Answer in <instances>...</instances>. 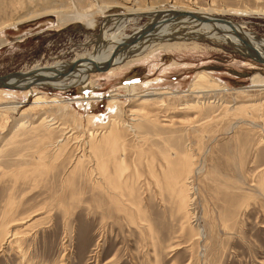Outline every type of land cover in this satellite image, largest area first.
I'll list each match as a JSON object with an SVG mask.
<instances>
[{
    "label": "rangeland",
    "instance_id": "1",
    "mask_svg": "<svg viewBox=\"0 0 264 264\" xmlns=\"http://www.w3.org/2000/svg\"><path fill=\"white\" fill-rule=\"evenodd\" d=\"M21 1L0 0V26L33 8L28 0H23V4ZM102 1L91 0L92 5L85 0L76 6L57 4V7L54 6L56 11L46 16L35 15L18 24V28L6 26L0 31V77L24 72L35 64L43 66L56 61L65 65L73 61L81 63L95 53L99 49L97 42L102 38L103 26L107 23L105 27L111 33L118 30L121 23L120 16L106 21L109 19L107 14L124 11L121 4H115L119 9L111 7V10L105 11ZM116 1L122 3V0ZM144 1L140 0L139 4L150 8L156 2L155 6L160 8L173 6L178 9L189 5L217 11L223 9L226 13L222 12L221 16L238 24L244 23L245 29L258 36L257 40L264 41V0ZM76 9H83V12L87 9V20L63 17V12L71 13ZM145 14L140 13L136 16L137 20L125 22L123 33L130 35L136 28L153 23L151 17ZM132 16L125 15L123 18ZM89 19H93L92 26L88 25ZM167 47L112 71L102 67L89 72L94 84L91 89H82L78 83L64 89L38 87L20 108L22 113L25 112L24 116L19 114L20 111L0 115V219L3 216L7 221L10 215L17 218L31 214L35 209L39 211L31 215L25 225H20L21 229L29 231V251L37 252L30 263L264 264V196L259 191L264 174V89L253 86L251 79L256 75L264 81V62L213 40L200 39ZM200 71L214 77L223 85L222 89H210L200 99L194 96L197 93L191 92L190 87ZM128 79H131L130 83ZM129 84L137 85L136 95L131 94V99H128L130 96L126 89ZM151 90L168 91L165 96L155 97L147 105L143 104L144 109L141 110V94ZM16 92L17 101L26 99L22 92ZM41 94L63 99L68 107L65 110L59 109V105L37 107L34 98ZM113 94L120 100L115 115L122 117L121 120L133 117L130 113L133 107L140 111L142 119V112H148L157 119L155 125L143 121L137 129V136L129 129H121L122 142H118V150L114 152L120 195L132 202H136L138 195L144 200L142 207L146 206L147 212L141 221L137 216L134 220L135 215H131L129 210L125 214L118 212V217H106L102 222L103 206L99 204L101 199L98 194H105L104 191L92 188L91 180L79 178V172L73 179L68 178L73 166H70L72 162L66 149V155L57 157L54 156L55 149L43 147L51 141L56 145L55 140L62 135L76 134L82 139V135L98 127L100 120H88L87 116L106 113L108 100ZM93 95L101 97L87 103L95 98ZM197 100L203 102L201 108L194 107ZM8 103L9 100L4 104ZM13 103L11 101L8 105ZM247 103L249 106L260 104L236 110V107ZM224 104L229 105L230 110ZM42 116H49L56 122L50 137L43 142L47 135L35 127ZM241 118L259 126L252 127L244 122L239 124L237 121ZM22 121L25 128L17 126ZM234 124L237 127H233ZM69 130L72 131L63 134ZM44 152L46 157H42L41 163L46 164L48 173L44 171L37 177L31 173L24 177L19 174L29 168L30 161L36 164V155ZM188 155L198 163L195 162L197 171L192 177L191 215L183 223L185 219L178 211L175 197L163 191L153 170L162 172L171 163L170 169L177 168L176 171L183 172ZM16 176L19 177L17 181ZM10 202L13 203L10 204L9 214L6 211L3 215L5 205ZM147 218L152 222L151 231ZM139 223L145 226L141 230ZM26 224L30 225L24 228ZM2 233L1 226L0 238ZM10 240L0 246V264H22L20 256L13 258ZM27 261L28 257L24 263Z\"/></svg>",
    "mask_w": 264,
    "mask_h": 264
},
{
    "label": "bare ground",
    "instance_id": "2",
    "mask_svg": "<svg viewBox=\"0 0 264 264\" xmlns=\"http://www.w3.org/2000/svg\"><path fill=\"white\" fill-rule=\"evenodd\" d=\"M22 1H21V3L23 4ZM55 1L56 0H48V1L46 0V2H44L43 0H28L27 1L28 4H31L33 8L29 9L26 14H21L20 16H17L15 18L5 22L2 26H0V31L5 29L6 26H9V25L10 26L13 25V26L18 28V26H19L18 24L22 23L23 21H26L28 18H31L33 16L35 17V15L37 17L46 16V15L50 14L51 12L56 11V9L54 10V6L57 7V4H58V6H59V4L62 6H64V4H65L67 6V3H68V5L72 4V6H73V4H74L76 6L77 3H79L81 5L80 2L82 0H57V2H55ZM86 1H87V4L92 5L91 0H90V2H89V0H85V2ZM111 1H110L111 2V4H110L109 1L103 0L102 2H104V4H101V6L103 8V5H105L103 10L107 11V10H111L110 9L111 7L117 8V6L115 4H121L124 11L116 13V14H107V16H108L107 18H109V19H105L106 21H109L111 19V17L120 16L121 23L117 28L118 30L109 33L108 29H106V27H105L107 25V23L105 22L106 25L103 26L104 31L102 34V38H100L97 42L99 45V49L95 53L90 54L87 58H85L83 61H81V63L73 61L74 64L71 63L70 65H65L61 61H56V62H53L51 64H45L43 66H40L41 64H35L33 66V68H30L24 72L0 77V103H1L0 115L8 113L10 111H12L15 114L17 112H19L20 108L22 107V104L25 103V101L27 100V97L30 96L31 94L35 93V91H36V89H38V87L47 86V87H54L56 89L57 88L64 89V88H67L69 86H72V85L78 83V84L82 85V87H81L82 89H86V90L91 89L92 87H94V84L89 78V72L94 71V70H99L102 67H107L109 70L112 71L115 68L131 64L132 62H135V61H140L144 57L148 56L150 52L153 53L155 50H158L161 48H168L167 45H170V44L181 45L182 43H187V41H195L196 42L197 40H200V39H202V40H204V39L213 40L216 43H218L219 45L226 43V44L232 46L234 48V50H236V51H238V52H240L246 56H251V57H254V59L256 58L257 60H261L262 62H264V41L263 40H257L258 36L254 35V33L245 29L244 23L238 24V23H236V22H234L228 18H224L223 16H221V14L226 13V11H224L223 9L220 11H217V10H211V9L202 8V7L192 8V6L189 7V5H187L188 7H185V8L184 7L178 8L177 7L178 9H176L173 6L172 7L170 6L171 8H160L157 5L155 6L156 2L154 4L153 1L152 2L154 4V7L150 8V7H145V6L142 7L141 3L139 4L140 0H122V3L120 1H116V0H114V1L111 0ZM157 1H159V0H157ZM19 2H20V0H19ZM42 2H43V4H42ZM106 2H108V3L105 4ZM144 3H147V1H144ZM162 4H163V2H162ZM88 7H86V8H88ZM165 7H167V6H165ZM91 9H92V7H91ZM117 9H119V8H117ZM80 10L81 11L77 10V11L71 12V13H65L62 10H59V11H60V13L63 12V15H64L63 17H65V16L71 17V19H75L76 21L81 20L82 18L87 20V17L89 16V14L85 11H88V10L86 9L84 12H83V9H80ZM216 11L218 13H216ZM222 12H224V13H222ZM102 13H105V12L103 11ZM140 13H147L145 15H148L149 17H151V21H153V23L149 22L146 25H144L143 27L136 28L134 30V32L130 35L124 34L123 29L125 26L124 25L125 22L131 21L132 19H136V16L138 17L139 16L138 14H140ZM125 15L126 16L127 15H133V16L125 19V17L123 18V16H125ZM67 17H65V18H67ZM67 19H70V18H67ZM60 22H62V21H60ZM87 22H88L89 26H92L94 24L93 19H89ZM260 38H262V37H260ZM111 39H113L112 42H111ZM107 43H108V45H107ZM116 62H118V64H116ZM175 65L176 64H174L172 66H175ZM172 66H170L169 68H172ZM251 79H252V85L253 86H261V89H264V81L262 80V78L259 79V77H256V75H254ZM130 81H131V79H128L127 82L130 83ZM152 81H154V80H152ZM131 83H133V82H131ZM252 85H250V86H252ZM127 86H126V89L128 91L129 96L131 94L136 95L135 91H136L137 85L129 84ZM220 87H223V85H221V83H219L214 77H212L209 73H207L205 71H202V72L200 71L195 75V78L193 79V81L191 83L190 91L196 92L197 94H193V95L197 96V98L200 99L201 97H204L206 92L209 91L210 89L212 90L213 88L217 89ZM4 88H6V89H4ZM220 89H222V88H220ZM16 91L22 92L21 94H24L26 96L25 97L26 99L24 101H17L16 98H18V97H16V95H14L17 93ZM167 91L151 90V91H146L145 93L141 94V96H143V98H141V102L139 103L137 101L140 105L139 108L141 110L144 109L143 104H146L147 102L151 101L152 99L154 100L155 97L161 98V97L165 96V93ZM116 96L117 95L113 94L109 98L106 113H101L98 116L97 115H88L87 116L88 120L93 121L94 118L99 119L101 124L98 127L94 128L92 130H89L86 135L84 134L85 136L81 134L82 139H81V136L79 137L76 134L75 135L69 134V135H62V136L60 134L61 137L59 136L60 138L55 140L56 145H54V143L51 141V142H48V145L46 144V146H43V147L44 148L46 147L45 149H49L50 147L55 149L54 150V152H55L54 156H57V157L66 155V154H64V149H66L68 155L70 156L69 157L67 155V157H69L70 158V159L68 158L69 161L71 160V162H72L70 164V166H73L72 169L70 170V174H69L68 178L70 180L73 179L75 177V175L79 172V178H82L83 180L88 178L89 180H91L92 184H90V185H93V187L91 186L92 188L99 189V190H101V192L104 191L105 194H101V195L98 194V197L101 199L99 204L103 206V208L101 210L102 217H103L102 222L104 219H106V217L115 216V215H117L118 212L125 214L124 212L127 213V212H129V210H130L129 213L131 215L132 214L135 215L134 220H137V218L140 217V221H141V220H144V216L147 212V210H145L146 206H144L145 208L142 207L144 200H143L142 196L138 195L139 193L137 194L138 196L135 198L136 202H132L130 200H124L122 198V196L120 195V192H119L120 186L117 182V179L119 177V173H118V167L116 164L117 159L114 156V152L118 150L117 144L122 139L121 138L122 135H121V131H120L121 129L122 130H124V129L128 130L129 129L128 131H132L133 132L132 134H134V136L135 135L137 136L138 135L137 129L139 127H141V124L143 123V121H145V123L148 122L150 124L155 125L157 122V119L152 118L148 112L143 113L141 111L142 114H144V115H142V117H143V119H142L141 117H139L140 111H138L137 109H133L134 108L133 107L132 110L130 109L131 110L130 113H131V115H133V117H131V119H127V120H131V121L127 122L126 119L121 120L122 117H120L121 118L120 119L117 115H115L117 107L120 106L119 105L120 100ZM93 97H95V98L94 99L92 98V100H89L87 103H89V104L93 103L96 101L97 97L100 98L101 96L100 95L99 96L93 95ZM5 98H8V99H5ZM131 98L132 97L130 96L128 99H131ZM34 99H35L34 103L37 107H40L42 105L45 106L46 104L49 106L59 105V109H61V110H65L68 107L67 104H64L65 102L63 103V101H64L63 99H60L57 97L49 98L46 95L41 94L38 96L36 95V98H34ZM163 99H165V98H163ZM206 99H207V97H206ZM8 100H9V103L11 101L14 103L11 105H8L9 103L4 104L5 101L8 102ZM58 102H61V103H58ZM210 102H212V101H210ZM162 103H163V101H162ZM162 103H160V104H162ZM202 103L199 102V100H197L196 103L194 102V105L196 104V106H194V105H192V106H194L195 108H199V107L201 108ZM259 104L256 103V104H251L252 106H249V104L247 103V105L244 104V106L236 107V110L242 111V110L254 107V105H259ZM163 105H164V103H163ZM186 105H188V104H186ZM36 106H34V107H36ZM225 106H227V105H225ZM228 106L226 108L229 109ZM260 108H262L261 105H260ZM232 109L233 108H231V110ZM68 110L69 109H67V111ZM46 112H48V111H46ZM24 113L21 112L19 114H21V116H24V115H22ZM41 118L42 119H40L39 123L35 127H37L41 131L43 130L45 132V135H47V136H44L45 138L42 139V142H43L44 139H46L50 135V133H52L53 127L55 128V126H56V125L55 126H53V125L56 124V122H53L54 119H49V116H42ZM30 120H31V118H30ZM24 122H25V120H24ZM24 122L22 121V124L20 123L21 125H17V126L19 128L20 127L23 128L25 125ZM237 122L239 124L244 122V123H247L249 125H253L252 127H258L259 126L258 124H255V122H253L251 120L247 121L245 118L244 119L241 118V121H237ZM238 123H235V124L239 125ZM235 124L233 125V127H237V125H235ZM64 128H65V130L69 129V127L68 128L64 127ZM71 131L72 130L64 131L63 134L71 132ZM39 140H41V139H39ZM119 144L121 145V143H119ZM40 147L42 148V146H40ZM119 148H120V146H119ZM72 151L74 153H72ZM36 157L38 158L37 159L38 162L36 164H34L33 162L30 161L27 165L29 168L22 170V173H19V174L23 175V177H24V176H27V173H31V175H36V177H37V175H42L41 173H43L44 171L47 172L48 168H47L46 164L41 163L42 157H46L45 152L40 153V155L37 154ZM187 157L189 158L190 162H189V160L186 162V164L184 165V171L183 172L176 171L177 168L170 169L169 167H170L171 163L168 164V166H169V167H167L168 169L164 168L162 170V172L160 171L158 173L157 171H155V169L153 170V173H154L156 179L158 178L157 182H158L159 186H161L163 191L164 190L168 191V192H170V194H172L175 197L176 202H177L178 211L183 214V218L185 219L183 221V223H186L187 220L190 218V215H191L189 206H190V202L193 200V193H194L192 177H193L194 173L197 171V169L195 167V165H196L195 162L197 160L196 161L192 160L193 158L191 159L189 157V155ZM181 158H185V157L182 156ZM197 163H198V161H197ZM49 164H47L48 167H49ZM176 166H179V165H176ZM21 175L20 176L18 175V176L21 177ZM18 176H16V181L19 178ZM29 177L30 176L28 175V178ZM261 177H262L261 183H260L261 186L259 187V189H260L259 191H260V195L262 193V196H264V174ZM132 191H133V189H132ZM102 200H103V202H102ZM12 203L13 202H10L9 205L8 204L5 205V209L2 213L3 215H4V213H6V211L8 212L10 210V208H11L10 204H12ZM148 204H149V202H148ZM64 207H65V205H64ZM65 209H67V208H65ZM126 210H128V211H126ZM38 212L39 211L37 209H35V210H33V212L31 214H28V215H25L22 217L20 216L17 218H13V216L10 215L9 216L10 219L8 218L7 221H5V218L3 219V216L0 219V228H1V226L3 227V233H2V236L0 238V246L5 244L11 238L10 243H11V247L13 249L12 256H13V258L16 256H20L22 264H32V263H30V260L34 256L37 255V252H36V250L29 251V245L31 244L28 241L30 238V234L28 233L29 231L27 232L26 229H24V230L21 229L20 225H22V226L25 225L26 221L28 219H30L31 215L34 216ZM8 214H9V212H8ZM136 216H137V218H136ZM11 217L13 219H11ZM116 217H118V215ZM118 219H116V220H118ZM146 220L148 223V229L151 231L152 230V222L149 221L148 218ZM118 222H119V220H118ZM131 223H133V222H131ZM28 226L26 224V226L24 228H26ZM139 226H140V230H141L143 225H140V223H139ZM16 227H19L20 229L19 228L17 229ZM143 227H145V226H143ZM33 242L35 244V237H33ZM0 249L2 250V247ZM26 257H28V261H27V263H24V260ZM10 261H11V259H10Z\"/></svg>",
    "mask_w": 264,
    "mask_h": 264
}]
</instances>
